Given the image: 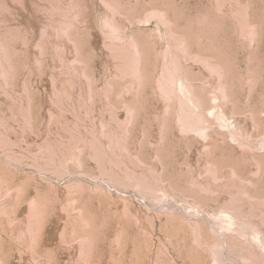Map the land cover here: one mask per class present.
<instances>
[{"label": "rangeland", "instance_id": "rangeland-1", "mask_svg": "<svg viewBox=\"0 0 264 264\" xmlns=\"http://www.w3.org/2000/svg\"><path fill=\"white\" fill-rule=\"evenodd\" d=\"M0 264H264V0H0Z\"/></svg>", "mask_w": 264, "mask_h": 264}, {"label": "bare ground", "instance_id": "bare-ground-1", "mask_svg": "<svg viewBox=\"0 0 264 264\" xmlns=\"http://www.w3.org/2000/svg\"><path fill=\"white\" fill-rule=\"evenodd\" d=\"M261 240V239H260Z\"/></svg>", "mask_w": 264, "mask_h": 264}]
</instances>
